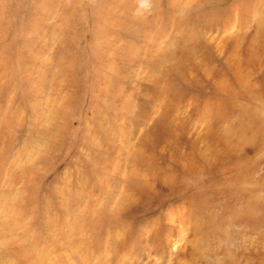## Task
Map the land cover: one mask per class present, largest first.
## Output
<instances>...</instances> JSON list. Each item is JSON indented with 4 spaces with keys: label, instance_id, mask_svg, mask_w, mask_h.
Instances as JSON below:
<instances>
[{
    "label": "rangeland",
    "instance_id": "374dc122",
    "mask_svg": "<svg viewBox=\"0 0 264 264\" xmlns=\"http://www.w3.org/2000/svg\"><path fill=\"white\" fill-rule=\"evenodd\" d=\"M0 264H264V0H0Z\"/></svg>",
    "mask_w": 264,
    "mask_h": 264
}]
</instances>
